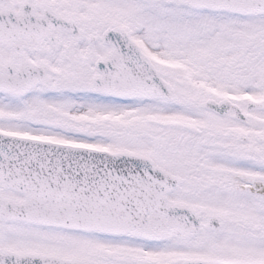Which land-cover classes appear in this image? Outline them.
Instances as JSON below:
<instances>
[{"label": "snow or ice", "instance_id": "snow-or-ice-1", "mask_svg": "<svg viewBox=\"0 0 264 264\" xmlns=\"http://www.w3.org/2000/svg\"><path fill=\"white\" fill-rule=\"evenodd\" d=\"M0 264H264V0H0Z\"/></svg>", "mask_w": 264, "mask_h": 264}]
</instances>
